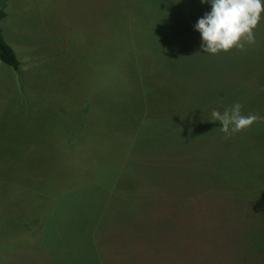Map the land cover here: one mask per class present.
I'll return each mask as SVG.
<instances>
[{
    "label": "rangeland",
    "instance_id": "obj_1",
    "mask_svg": "<svg viewBox=\"0 0 264 264\" xmlns=\"http://www.w3.org/2000/svg\"><path fill=\"white\" fill-rule=\"evenodd\" d=\"M3 9L20 66L0 62V264H264V120L228 140L210 122L264 117V17L211 56L210 2Z\"/></svg>",
    "mask_w": 264,
    "mask_h": 264
},
{
    "label": "clouds",
    "instance_id": "obj_2",
    "mask_svg": "<svg viewBox=\"0 0 264 264\" xmlns=\"http://www.w3.org/2000/svg\"><path fill=\"white\" fill-rule=\"evenodd\" d=\"M210 2L211 11L200 18L195 30L202 38L201 49L211 56L243 51L255 43V30L264 17V0H201ZM239 102L224 109L213 110L210 122H219L223 139L246 131L264 120L257 114L243 115Z\"/></svg>",
    "mask_w": 264,
    "mask_h": 264
},
{
    "label": "trees",
    "instance_id": "obj_3",
    "mask_svg": "<svg viewBox=\"0 0 264 264\" xmlns=\"http://www.w3.org/2000/svg\"><path fill=\"white\" fill-rule=\"evenodd\" d=\"M6 1L7 0H0V23L6 17V13H5L4 9H3L4 8V4H5ZM1 31H2V29H1V26H0V62H2L3 64H5V65H7V66H9L11 68H13L14 70H17L19 68V66H20V63H19V61H18L13 49L4 41ZM189 72H191V71H189ZM189 72H187L186 74H188ZM249 75L250 74L243 75V76H246L245 77L246 81L245 80L244 81H245V84H246L245 86L247 88H250L249 81L247 80V77ZM182 76H184V75H182ZM203 82H204V79H203ZM245 86L242 87L243 91H247ZM240 91H241V88H240ZM254 124H257L258 126L261 125L260 122H257V123H254ZM134 198L135 197L132 196V195H128V197H127V199H129V200H131V199L133 200ZM258 211H261V212H260V214L256 213L255 217L259 216L260 219H261L262 224L264 225V223H263V220H264V208H260V209L257 210V212ZM250 218H252V217H250ZM261 233L262 234L264 233V226L260 227V232H259V235H258L259 236L258 239L261 240V251H264V238L260 236ZM262 258L264 259V256Z\"/></svg>",
    "mask_w": 264,
    "mask_h": 264
}]
</instances>
